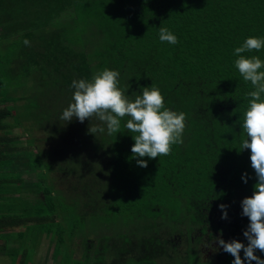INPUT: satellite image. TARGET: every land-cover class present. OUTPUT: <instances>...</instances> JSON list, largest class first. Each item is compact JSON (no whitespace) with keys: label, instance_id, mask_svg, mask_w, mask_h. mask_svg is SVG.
I'll list each match as a JSON object with an SVG mask.
<instances>
[{"label":"trees","instance_id":"16d2710c","mask_svg":"<svg viewBox=\"0 0 264 264\" xmlns=\"http://www.w3.org/2000/svg\"><path fill=\"white\" fill-rule=\"evenodd\" d=\"M112 2L83 0L79 6L73 0H0V25L9 29L0 34L1 47L9 46L7 55L0 51L1 84V77L8 76L6 69L13 68L22 72L29 87L41 82L43 88L54 89V97H61L50 106L51 117L43 109L46 126L39 125L38 132L57 144L45 152L35 147L36 137L27 139V147L13 134L23 120L34 116L39 121L41 108L27 102L24 115L14 116L15 104L22 99L1 92L0 84V232H16L19 248L12 250V264H32L30 256L44 235L54 243L56 254L43 264H53L63 238L75 236L63 230V222L90 214L114 215L110 209L131 213L140 229L148 231L138 242L129 236L117 249L119 264L124 254H135L137 264H153L155 257L175 248L174 240L161 239L155 230L167 203H175L177 215L185 214L191 225L201 227L202 235L222 234L225 241L247 244L243 231L249 221L241 215V201L252 195L256 177L250 150L238 153L244 137L239 124L251 99L247 93L254 88L235 68L234 49L249 36L264 37V0ZM67 10L73 12L70 18L78 17L80 32L69 26V18L55 22ZM160 27L170 29L179 42L162 43ZM84 35L93 38L92 48H86ZM25 39L30 46H25ZM244 55L264 60V50ZM105 68L120 72V86L129 87L130 98L155 84L166 107L186 113L183 144L174 145L168 156L145 157L148 166L143 168L132 157L133 134L123 127L127 118L120 133L111 136L106 131L89 133V127L99 123L95 119L63 121L62 112L72 102V81L91 79ZM52 169L64 174L61 182L67 175H73V181L57 189ZM244 173L251 177L247 184L241 179ZM220 204L229 205L228 219H221ZM28 227V235L19 233ZM223 255L232 258L223 250L217 256Z\"/></svg>","mask_w":264,"mask_h":264},{"label":"clouds","instance_id":"9594fccd","mask_svg":"<svg viewBox=\"0 0 264 264\" xmlns=\"http://www.w3.org/2000/svg\"><path fill=\"white\" fill-rule=\"evenodd\" d=\"M159 40L172 45L179 42L167 27L159 28ZM23 43L30 46L27 39ZM261 50H264V37L258 36H249L234 49V55L238 57L234 62L235 68L243 80L250 82L254 88L247 93L251 99L239 124L244 137L238 153L250 150L256 183L252 195L241 201V215L249 221L243 231L247 244L238 239L225 241L222 234L214 237L218 248L234 257L232 264H245V261L247 264L253 261L264 264V259L256 255L257 251L264 253V60L257 55H244ZM120 75L117 70L105 68L91 79L73 80L72 102L63 110L60 118L66 123L73 119L80 123L95 119L99 123L89 127V133L95 135L106 131L109 136L120 133L122 121L127 118L123 127L133 134L132 157L139 167L146 168L148 160L168 156L174 145L183 144L187 114L166 107L165 97L155 84L143 87L142 94L130 98L129 87L120 86ZM250 178L247 173L241 177L245 184ZM228 207L219 205L223 213L221 219H228Z\"/></svg>","mask_w":264,"mask_h":264},{"label":"rangeland","instance_id":"374dc122","mask_svg":"<svg viewBox=\"0 0 264 264\" xmlns=\"http://www.w3.org/2000/svg\"><path fill=\"white\" fill-rule=\"evenodd\" d=\"M82 2L83 0H73V4L77 3L79 6H81ZM107 2L110 3L112 2V0H107ZM99 8L100 7H98L97 9ZM108 10L111 11V9L109 8ZM72 13L73 12L70 10L63 12L60 17H56L55 22L59 19L69 18V26H76L75 31L78 33V30L79 32L81 31V27L79 24L77 25L76 21L79 22V20L77 16L76 19L70 18L71 15L74 16ZM100 23L102 24V21H100ZM7 30L9 31L8 28H4L2 25H0L1 33H8ZM38 30L41 31L40 28ZM92 34L93 33L91 32V35ZM91 35L90 37L84 35L86 48H92L90 41L94 42V40ZM3 39L4 36H0V48H2L1 46L3 43ZM99 47L100 45L98 46V48ZM2 52V55H7L5 54V51ZM5 72H8V76L5 75L1 77V80L5 82H2V84L0 82L2 87L1 92L7 93L8 91L9 94H13L14 97H21L22 99L21 102L16 101L17 103L15 104V109L17 111L16 113H14V116L24 115L27 108L25 104L27 102L35 103L36 106H39V108H41L39 113H37L39 121L35 122V120H33L34 116L30 117L28 121L23 120L20 127L16 128L17 130H15L13 134L19 135L21 138V144L27 147L29 146V144L27 143V139L31 136H34L37 138V140L35 141L36 146H34L39 147L40 150L43 149L46 152L49 151L51 147L57 148L56 143L46 141L44 138V133L41 131L38 132V130H40L39 125L43 124V126H46V120L42 121L43 109L48 111L50 113L49 117H51L53 109L50 106L53 104L54 100L61 99V97H54V89L43 88L41 86V82L29 87V84L25 81L24 77L21 76V71L18 72L17 70L14 71L13 68H7ZM20 76L22 77L21 80H19L18 78ZM9 77H11L10 83H8ZM19 81L20 84H18ZM47 89L50 92V100L46 96V93H48L46 92ZM8 106H11V104H9ZM10 122H13V120L11 119ZM32 123L35 124L36 127H33ZM34 146L32 145V148H34ZM32 151L37 153L36 149H33ZM44 151H42L41 153H43ZM39 157L41 160L45 159V157L42 155H39ZM54 158L55 157L51 158V160H56V158ZM63 175L64 174L59 172L57 169H52L50 173V176L51 178H53L55 187L57 189H61V187H64L67 182L73 181L72 177L74 176L67 175L64 176L65 178L61 182L60 179ZM63 193L69 192L63 191ZM67 209L69 210V216L72 217L73 210H71L69 207ZM146 210L149 211L148 209ZM172 210L175 211L171 212ZM177 210L178 207L175 203L165 204L161 210L163 211V214L160 217L161 219H164H158L155 223L157 225V227H155V230L159 233V237L161 239L170 238V240H174L175 248H168L165 255L158 258L155 257V259L152 260L153 264H232V260L234 259V257H227L226 255L217 256L219 251L222 252V249L218 248L217 244L214 242V238L208 237L209 241L207 240L209 232H206V236L203 237L204 241L199 240L200 236L198 235V231L201 229V227L191 225L188 222L187 218L185 220V214L180 213L179 215H177ZM164 211H166V213ZM110 212L114 215H106L104 213H98L97 215L90 214L88 216H85L84 220H72L67 223L63 222V230L66 233L71 230L72 233L75 234V236L73 240H69L70 237L63 238L64 242L60 245L59 257L56 259V261L53 262V264H60V262L62 263V261L63 264H98V261H102L101 264H119V257L116 251L118 248L121 249L124 243H127V238H129V236L133 237L136 242L140 240V238L142 237L141 235L148 236V231L140 229V225L137 222L139 219L135 216H132L131 213L125 214L123 210L121 213L116 209H110ZM166 218L168 219L167 222L165 221ZM147 224L148 226L151 225L152 221L147 220ZM25 231L28 235L30 228H24L23 232ZM170 234H172L171 237H169ZM217 236H219V234H217ZM191 237L193 238V241H190ZM88 242L90 243L89 246ZM207 242H209L210 244H207ZM49 243V238L45 237V235L42 236V239L39 238L35 250L30 256L29 263L43 264L44 262H46V258L47 261L55 259L56 251H54V243ZM201 244H204L202 248L200 247ZM168 246L169 245H166V247ZM86 251L89 252L88 255ZM134 255L135 254H124L121 260V264H137V261L133 257ZM240 255L243 259V252H241ZM256 255L260 256L261 259H264V253H260L259 251H257ZM66 259L68 262H66ZM245 264H247V261H245ZM252 264H256V262L253 261Z\"/></svg>","mask_w":264,"mask_h":264},{"label":"crops","instance_id":"0c3cea01","mask_svg":"<svg viewBox=\"0 0 264 264\" xmlns=\"http://www.w3.org/2000/svg\"><path fill=\"white\" fill-rule=\"evenodd\" d=\"M2 33H5V32H2ZM8 48L9 46L5 45L4 47L0 48V51L6 52ZM7 53L8 52H6L5 54ZM18 231L19 233L23 232V229H19ZM12 234H13L12 231L4 230L0 232V264H12L13 263L12 250L19 248V243H18V239L15 236L16 232H14V236H12ZM39 238L42 239V236H40ZM20 259H21V256H18L16 261H20Z\"/></svg>","mask_w":264,"mask_h":264},{"label":"flooded vegetation","instance_id":"af4514ba","mask_svg":"<svg viewBox=\"0 0 264 264\" xmlns=\"http://www.w3.org/2000/svg\"><path fill=\"white\" fill-rule=\"evenodd\" d=\"M198 235L200 236V237H199V240L204 241V240H203V237L206 236V235H204V234L202 235L201 233H199ZM207 240L209 241V238H208V237H207ZM190 241H193V238H192V237L190 238ZM207 244H210V243L207 242ZM203 246H204V244H201V245H200L201 248H202Z\"/></svg>","mask_w":264,"mask_h":264}]
</instances>
